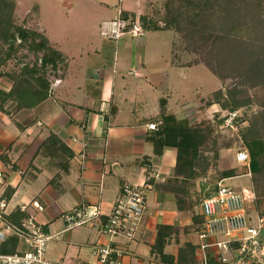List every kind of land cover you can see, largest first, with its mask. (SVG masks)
I'll return each instance as SVG.
<instances>
[{"label":"crops","instance_id":"0c3cea01","mask_svg":"<svg viewBox=\"0 0 264 264\" xmlns=\"http://www.w3.org/2000/svg\"><path fill=\"white\" fill-rule=\"evenodd\" d=\"M15 4L16 25L42 34L63 64L49 71L44 101L31 109L12 111L13 106H6L8 113L0 112V243L15 236L5 232L7 226L17 227L5 218L18 211L22 224L42 225L52 236L46 245L47 261L91 264L93 247L102 241L98 229L122 185L130 184L145 189L147 205L122 264H200L199 228L183 201L178 207L175 197L173 185L181 177L177 150L157 144L156 152L153 140L162 110L165 116L191 119L194 106H202L208 97L198 96L191 104L173 99L176 88L168 74L181 67L172 63L171 49L163 59L166 78L160 82L162 72L157 69L162 64L149 56L147 44L140 48L128 40L114 43L88 33L81 42L77 34L86 33V24L99 19V0H16ZM106 7L113 19L119 9L122 15L140 14L141 6L136 2L133 9H121L114 2ZM133 71L137 76L129 74ZM11 85L0 78L1 91L8 92ZM150 124L156 129H149ZM50 136L62 150L54 142L46 144ZM83 205L98 206L102 215L86 226L64 231L61 213ZM158 227H162L161 251L154 247ZM17 239V251H23ZM185 246H189L186 252H180Z\"/></svg>","mask_w":264,"mask_h":264},{"label":"trees","instance_id":"16d2710c","mask_svg":"<svg viewBox=\"0 0 264 264\" xmlns=\"http://www.w3.org/2000/svg\"><path fill=\"white\" fill-rule=\"evenodd\" d=\"M15 2L16 0H0V78H6L12 84L8 92L0 90V112L3 113H8L5 109L6 106H13L12 111H19L31 109L44 101L48 97L50 86L47 72L54 71L59 64H63L61 55L49 46L42 34L23 29L14 23ZM252 7L256 13L257 24L261 28L258 30V34L263 37L264 0H166L165 16L161 20L163 28L158 26L155 21H147L145 16L139 15L138 20L144 32L172 29L181 34L184 39L186 38L188 44L189 42L192 44V49L197 47L200 50L205 49L204 60L182 65H178L172 55L174 65L188 68L202 63L215 77L222 80L223 77L218 69H228L230 66L233 71L236 69L239 73L250 74L256 71L264 73V48L261 47L264 43L259 46L256 40L238 39L232 32L236 28L235 24L239 23L238 17L241 14L248 15V8ZM134 16L124 13L123 18L134 19ZM255 45L258 47L257 49H254ZM21 48H25L34 55L33 63H23L16 57ZM255 50L263 51L259 55L262 58L254 56ZM251 51L252 53H250ZM11 60L17 67L12 71H7L4 65ZM216 94L220 98L221 90H218ZM215 104L218 102L208 105L213 107ZM160 105L163 107L161 102ZM242 105V103L233 102L230 112ZM159 120L161 123L153 140L154 151H156L157 144L160 148L168 146L177 150V165L186 167L187 172L180 173L181 177L174 182L175 197L178 207L183 201L184 210L192 214L193 202L189 198L192 195L189 193V189L194 187L193 181L198 179L201 173L204 174L208 168L207 162L201 161L202 155L200 154L206 151L205 147L212 128L204 123L192 125L187 118L177 119L173 115L165 116L163 110L160 112ZM261 130L263 133H260ZM241 134L242 142L249 155L248 170L250 174H253V177L261 175L264 170H262L261 164L263 163L261 156L264 154V116L258 121L256 118L252 120L248 128ZM53 142L58 144L57 148L63 149L54 136H50L46 140V144L50 146ZM64 151L66 152V150ZM67 157H71L70 153L67 154ZM197 169L201 172L199 173ZM234 175L233 170L223 171L220 180H227ZM217 183H215L216 186ZM216 186L214 185L213 189L205 196L214 193ZM251 193L253 192L251 191ZM192 197L194 198L195 194ZM246 209L250 214V210L247 207ZM5 219L17 227L22 226L23 216L18 211L11 213ZM192 220L199 229L202 227L203 219L200 214L193 215ZM157 232L154 247L156 251H161L164 245L161 241L162 227H158ZM18 242L19 240L15 236L5 238L0 243V255L17 253ZM187 248L189 246H185L180 252H186Z\"/></svg>","mask_w":264,"mask_h":264},{"label":"rangeland","instance_id":"374dc122","mask_svg":"<svg viewBox=\"0 0 264 264\" xmlns=\"http://www.w3.org/2000/svg\"><path fill=\"white\" fill-rule=\"evenodd\" d=\"M99 1L101 3L102 15L100 14L98 16L99 19L91 24H86L88 26L84 27L85 30L87 29L86 33L80 32L77 34L81 42L86 40L87 33L90 36L96 35L100 37L99 24L102 20L106 19L109 21L113 17L111 9L106 7V5H112L114 2L121 9L129 8V10L133 9L137 2L141 6L140 16H145L147 21H155L158 26L164 27L161 20L165 16L166 0H120V2L119 0H111V3H108L107 0ZM248 9V15L241 14L238 17L239 23L235 24L236 28L232 32L238 39L256 40L259 46H261L264 43V36L262 37L258 34V30L261 28L255 19L256 13L253 7ZM14 23L16 24L15 17ZM123 40H128V44L135 43L140 48L147 44L149 56L162 64L157 69L162 72L158 77L160 82H163L166 78L164 73L166 70L164 69H168V66H164L163 59H167L169 56L167 53H169L170 49L178 65L202 61L205 57L204 48L202 50L198 47L192 49V44L190 42L188 44L186 38L184 39L181 34L172 29L151 33L144 32L143 30V34L140 37H123L120 39V42H123ZM261 47L264 48V45ZM257 48V45H255L254 49ZM262 52L261 50L258 52L255 50L254 56L259 57ZM16 57L21 62L29 64L35 60L34 55L29 53L25 48L19 49ZM4 67L6 68L5 70L12 71L17 66L11 60L7 61ZM218 70L221 72L222 80L215 77L202 63L188 68H173L168 74L172 85L176 88L172 92L173 99H177L179 103L191 104L198 96L203 99L208 97V100L202 106H194L193 114L195 116L188 119L192 125L204 123L212 128L210 138L205 147L206 151L200 154L202 155L201 161L204 162L205 160L208 168L204 174L201 173L200 177L193 181L194 187L190 189V194L192 195L189 198L193 202L191 212L194 216H198L200 199L208 194L214 185L216 186L215 183L219 182L223 171L233 170L235 175L225 182L234 191L243 192L247 198V208L250 210V215L253 218L256 216L264 217V154L261 156L263 160V163H261L263 172L261 175L254 177L246 166L235 161L236 152L246 150L242 142V131L248 128L252 120L256 118L258 121V119L264 116V73L260 71L252 72L253 74L239 73L236 69L233 71L231 66L228 69L219 68ZM47 73L52 74L49 71ZM218 90H221L222 96L220 98L216 94ZM213 102H218V104L213 105V107L208 105ZM233 102H239L243 105L231 111L237 112V117L234 121V126L230 127L225 125V119L231 110L230 107ZM260 133H263L262 130ZM178 171L186 173L187 169L186 167L179 166ZM200 172L201 170H199ZM194 194L195 197L193 198Z\"/></svg>","mask_w":264,"mask_h":264},{"label":"built area","instance_id":"2783aa9c","mask_svg":"<svg viewBox=\"0 0 264 264\" xmlns=\"http://www.w3.org/2000/svg\"><path fill=\"white\" fill-rule=\"evenodd\" d=\"M122 13L117 10L113 19L100 25L101 37L116 42L123 37L135 38L143 34L139 14L127 19ZM129 74L137 76L134 71ZM236 117L237 112H229L225 125L233 127ZM148 128L155 130L156 126L150 124ZM80 158L83 159L82 154ZM235 161L249 168L246 150L237 151ZM2 177L0 173V183ZM225 181L220 180L215 192L199 201V214L203 219L196 233L200 264H210V257L213 264H264V217L253 218L248 214L246 196L234 191ZM32 205L38 212L42 211L37 203ZM146 205L147 195L142 186L122 185L105 222L98 229V238L102 241L93 247L95 260L91 264H122L127 244L134 240L142 223ZM101 215L98 206L83 205L62 212L60 220L67 231L93 223ZM5 232L17 236L25 249L13 255H0V264H54L45 259L46 245L52 236L44 232L42 225L29 222L21 227L7 226ZM1 234L0 231V237Z\"/></svg>","mask_w":264,"mask_h":264}]
</instances>
